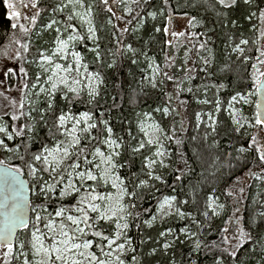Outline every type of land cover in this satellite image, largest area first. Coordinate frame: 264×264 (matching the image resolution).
Returning a JSON list of instances; mask_svg holds the SVG:
<instances>
[{
	"label": "snow or ice",
	"instance_id": "snow-or-ice-1",
	"mask_svg": "<svg viewBox=\"0 0 264 264\" xmlns=\"http://www.w3.org/2000/svg\"><path fill=\"white\" fill-rule=\"evenodd\" d=\"M20 2L30 10L29 15L21 17L15 6L5 0L6 6L11 9L8 19L16 21L11 23L10 27L13 30L18 29L19 34L14 32L9 43L4 45V57L8 59V47L16 45L11 60L13 65H18L19 80L16 91L20 96L17 101L6 95L11 89L0 91V97L7 101V107L10 109L0 113V156L4 157L0 158V264H127L125 257L129 252L133 253L131 264H142L128 236L130 223L140 219V213L135 211L138 207L136 201L144 198L145 189L155 188L153 182L166 183L164 176L156 172L157 167H171L170 163L165 162L170 160V154L161 136L164 140L174 141L177 146L182 145L183 140L177 137L175 130L169 134L159 123L153 121L146 125L141 121L140 132L143 137L133 145L131 140L136 138L131 132L128 133L130 140L125 141L124 137L114 132L103 111L96 115L101 107L99 100L102 86L105 84L104 75L100 71V68L105 66V54L112 57L106 64L108 69L116 66L117 57L125 58L131 53L128 58L131 64L136 65L140 62L137 57L143 56L146 68L141 69V72L145 73L142 83L152 89H158L165 80L175 84V92L163 93L167 97L166 104L153 109L154 112H161L164 117L170 113L179 115L181 109L187 110L188 101L181 98L185 92L194 95L203 91L207 97L209 90L225 87L222 80L237 75L238 79L246 81V89L243 93L237 91L232 95L227 102L228 107L224 110L228 111L233 130L239 135L246 126L256 128L258 133L264 132V43L249 49L251 55L247 54L243 47L249 44L247 39L242 38L239 43L230 45L231 53L237 54L233 63L243 65L246 73L244 77H239L228 60L221 61L219 67H216L213 49L208 47L211 37L203 41L196 40L185 50L184 59L178 69L183 73V78L178 79L170 71L175 69V56L166 53L165 62L161 66L154 57L134 48L131 43H125L124 34L130 32L127 25L136 17L124 21V17L117 15L112 7H105L104 11L111 13L117 21L125 23L124 27L118 28L111 18L108 19L107 24L113 31L110 44L105 47L101 44L99 34L102 29L97 28L93 22L94 6L86 0ZM119 2L125 4L126 13L133 11L128 7L127 0ZM242 2L250 7L254 0ZM101 3L107 6L109 0H101ZM131 3L146 8L151 4V0H131ZM239 3L240 0H214L213 6L230 10L238 7ZM168 4L169 0H163L164 7L159 10L161 15ZM46 12L50 13V18L46 23L39 25L35 34L42 37L46 32L51 36V40H44L43 44L37 47L36 54L29 59L26 54L35 46L32 42L33 32ZM257 12L259 22L264 26V8L258 7L256 11L249 12L246 19L256 17ZM156 15V12H147V16L153 19ZM217 16L223 17L221 26L227 27L226 11H217ZM168 17L171 18L170 11ZM21 18L26 23H19ZM195 21L196 17H191L188 20L189 27H195ZM231 24L235 25L236 21L232 20ZM253 29L259 31L260 37L264 38V27L256 29L253 25ZM137 30L134 28L131 32ZM160 31V27L155 28V32ZM163 32L165 35L169 34L167 25L164 26ZM171 36L195 38L196 34L173 31ZM165 43L169 48L174 47L172 40ZM251 43L256 45L257 41L253 40ZM205 51L208 54L202 55ZM193 52L202 61V67H198L197 60L190 55ZM86 53L91 54V63L86 62ZM230 58L229 56L228 59ZM26 64L35 66L34 77L25 67ZM5 68L4 80L17 75L14 67L6 65ZM92 68L95 70H91ZM213 68H216V71H212ZM200 73H204L205 78L212 82L195 88L182 86L185 82L191 84ZM4 80H0V85L4 84ZM174 98L176 107H171ZM131 99L132 102L136 101L135 96ZM250 100L251 116L245 115L243 111ZM196 102L214 103V111H221L222 101L219 96H216L214 101L205 98L197 99ZM235 104H240L241 107L237 109ZM77 105L86 110L75 111ZM205 115L209 121L207 127L210 129V132H205L203 136V141L207 143L209 136L217 134L218 121L212 113ZM143 116L151 120V113L145 112ZM195 117L198 131L203 122L201 112H196ZM180 123L183 131V118ZM196 139V136L191 137L192 141ZM218 144L219 142L213 139L209 147L216 148ZM126 148L130 158L123 160ZM145 148H154L155 151H152L151 155H143L142 150ZM235 151L238 153L235 160L245 163L246 154L254 151V166L264 172V140L258 139V135L251 136L247 147L241 146ZM177 155L183 163V168L178 165L176 171H191L192 168L184 154L178 152ZM194 155L197 160L203 161L204 158L199 152ZM137 156L142 157L140 173L121 175V170L131 167L133 159ZM232 160V153L228 152L222 162L221 157L216 155L212 163L219 162L217 172L222 169L230 171L235 167ZM247 174L264 181V175L257 174L252 168L248 169ZM175 179L180 181L182 176L176 175ZM238 185H241L238 191L243 193V181L238 178L225 194L233 197ZM218 199L214 194L207 196L204 210L200 213L204 217L203 222L193 218L191 212H185L179 207L171 211L177 201L176 196L158 199L157 214L162 213L165 207L169 209L163 212L162 221L173 215L180 220L189 219L190 224L196 226V231L189 225H184L175 232L172 228L160 231L155 240L152 237L141 239L142 245L153 240L158 246L152 247L147 255L155 256L159 247H162L166 254L176 243L190 241L193 251L218 250L219 255L216 256L214 264H223L225 258L239 264L238 253L251 242V253L259 252L260 264H264V201H256L259 207L253 209L250 217L245 220L240 215L241 209L238 206L243 197H235V211L228 221H225L228 226L217 230L218 240L209 242L205 229L211 232L210 221L219 218L227 207L224 203H218ZM150 216L151 219L143 221L148 228H152L157 219L156 214L150 213ZM106 225L113 226L111 231ZM139 226L137 224V227ZM169 236L173 239L168 240ZM161 240L164 241L162 244ZM170 264H175V261ZM191 264H195V261Z\"/></svg>",
	"mask_w": 264,
	"mask_h": 264
},
{
	"label": "trees",
	"instance_id": "trees-1",
	"mask_svg": "<svg viewBox=\"0 0 264 264\" xmlns=\"http://www.w3.org/2000/svg\"><path fill=\"white\" fill-rule=\"evenodd\" d=\"M87 2L93 4V22L94 25L102 29L99 33L101 36V44L105 47L109 46L111 40V34L113 29L107 24L108 19H112V23L116 24L117 27H124L125 23L123 21H117L111 13L104 11L105 7H112L113 11L124 17V21L132 19V23L127 25L130 32L124 34L125 43H131L132 46L138 50L146 52L149 57H154L156 62L163 66L164 57L166 53H170L172 56L176 57L175 69H170L173 75L178 79L183 78V73L179 72L178 69L180 64L184 59V53L186 48L191 47L192 43L196 40L203 41L208 37H211L208 43V47L213 49V53L216 57V67H219L221 61L228 60L232 64L235 73L239 77H244L246 75L244 71V66L238 63H233L236 61L237 54L231 53L230 45L239 43L240 39L249 40V44L245 47L246 53L251 55L249 49H253L258 46L253 45L251 41L257 39V31L253 29V25L256 29L261 26L257 16L253 17L251 20L246 19L249 12L256 11L257 8H264V0H254V3L249 7L243 4L242 0L238 7L230 10H221L218 6L214 7V0H169L167 8L164 10V14L161 15L160 9L164 7L163 0H151V4L144 7H137L135 4L131 3V0H127L128 7H131L133 11L129 14L125 11V4L120 3L119 0L113 2L109 0L107 6L101 3V0H86ZM55 2V0H53ZM153 11L157 15L155 19L147 16V12ZM171 12V17L173 15H183L191 17H196L195 27H189L190 33H195V38H189L188 41L180 43L174 42V47L169 48L165 41L166 36L163 32V28L166 25V20L169 19L168 12ZM217 11L224 12L228 17V26L222 27L221 21L223 17L217 16ZM139 13V15H137ZM8 11L5 4V0H0V47L8 44L10 37L17 30L11 29L10 25L14 21L8 19ZM50 18V13H45L39 20L37 29L34 30L32 35V42L34 47L31 49L30 53L26 54L29 59L36 54L37 47L43 44L44 40H51V36L48 33H43L42 37H38L35 32L39 29V25L47 22ZM141 19L143 22L141 23ZM235 20L236 24L232 25L231 21ZM160 27L161 31L159 33L155 32V28ZM138 29L136 32H131V29ZM201 33H206V35H200ZM228 37L232 39L229 40ZM191 40V42H190ZM83 50V49H81ZM205 51L202 55H207ZM131 53H128V57H131ZM193 59L197 60V66L202 67V61L196 56L195 52L190 53ZM229 56L231 57L230 59ZM117 57V64L113 69H108L106 67L107 62H110L112 57L105 54V66L100 68V71L104 75L105 84L102 86L101 97L99 103L101 107L97 110L96 115H99L100 111L105 113V119H108L114 132L118 136L124 137L125 141L130 140L128 135L129 132L132 133L136 139L131 140V143L135 145L142 137L139 130V123L142 120L143 113H151V118L159 123L165 130L171 134L172 130H175L177 137L183 140V144L177 146L174 141L170 142L164 140V146L167 148L170 154V160H166V163H170L171 167L168 169H160L157 167L156 172L164 176L166 183L161 184L160 182L155 183V188L145 189L143 192V199H137L136 203L138 205L135 211L140 213L139 220H133L130 223L128 229V236L132 240V247L135 248V254L139 259H141L142 264H170V262L175 261V264H191L195 261V264H214L216 256L219 255V251H209L208 249H203L200 251H193L192 243L186 241L183 244L176 243L175 246L165 252L162 247L158 248V252L155 256H148L147 253L152 247H158L153 240L158 237L160 231L167 228H172L178 231L180 227L184 225H189V227L196 231V226L190 224L189 219L180 220L177 216L163 220L161 222L155 223L152 228H148L143 221L145 219H151L150 213L155 214L156 204L158 199H162L164 196H176L177 201L175 202V208L179 207L185 212H191L192 217L198 221L203 222L204 217L200 213L204 210V203L209 194H214L217 196L218 203H224L227 207L226 210L222 211L219 218H213L210 222L212 224L211 232H208L207 228L205 233L207 235V240L211 242L212 240H218L217 230L228 226L225 221H228L229 217L234 213V198L243 197L242 202L238 205L241 209L240 215L247 220L252 214L253 209L259 207L256 201H264V181L257 180L255 176L248 173V169L252 168L254 172L259 175H264L259 168L254 166V156L255 152L252 151L247 153V162H237L235 157L238 153L235 151L236 148L241 146L247 147L248 141L251 137L244 130L238 135L234 132L232 122L224 110L227 108V102L237 91L242 93L246 89V81L243 79H238L237 75L229 76L227 79L222 80L225 87L223 89H211L208 91L207 97L204 96L203 91L199 93L187 94L186 92L181 96L182 99L188 101L187 110L181 109L179 115L176 113H170L168 117H164L161 112H154L153 109L157 107H163L167 102V97L164 96V91L172 94L176 91L175 84L171 81L165 80L163 85H160L158 89H152L149 85L142 83V76L145 73L141 72L142 68H146L144 63V57H137L140 61L138 64H131V60L128 58ZM86 62H92L91 54L86 53ZM27 70L31 75L35 74L36 68L34 65H25ZM91 70H95L92 68ZM250 71V66H248ZM212 71H216L213 68ZM215 79V77L213 78ZM211 80L205 78L204 73H200L195 81L191 84L185 82L182 86L187 88L189 86L195 88L198 85L204 83H211ZM163 89V91L161 90ZM136 97V101L132 102V97ZM216 96L222 101L221 111L216 113L214 111V103L211 104H200L197 103V99L207 98L210 101H214ZM171 107H176V100L173 99ZM75 111L86 110L83 106L77 105L74 109ZM201 112L202 114V125L199 130H196V117L195 113ZM140 114L139 116L137 114ZM206 113H212L215 119L218 121L217 124V134L209 136L207 143L203 141V136L205 132H210L207 127L209 121H207ZM247 115L251 116L252 111ZM184 120V130L181 131V119ZM8 119V117H5ZM43 135V132H41ZM192 136H196L195 141L191 140ZM213 139L219 142L218 147L211 148L209 145L212 144ZM11 143V142H10ZM231 145V147H229ZM38 147V145H36ZM155 151L154 148H145L142 150L143 155H151V152ZM178 152L184 154V158L189 161L192 168L191 171L185 170V172L176 171L179 165L183 168V163L180 161ZM199 152L203 156V161L197 160L194 153ZM231 152L233 157V167L230 171L228 169H222L217 172V164H213V157L219 155L221 157V162L224 160L225 155ZM0 158H4L0 156ZM128 150L126 148L125 154L122 157L123 160L129 159ZM141 156H137L133 159L131 167H125L121 170V175L129 176L131 173H140L141 170ZM243 174L247 175L248 181L245 185V191L243 193L237 192L233 197L227 196L225 193L230 189L233 182ZM176 175H181L182 179L177 181L175 179ZM175 188V191H173ZM159 189V191H157ZM215 189V192L213 190ZM181 201H187V204L180 203ZM147 209V211H145ZM137 224L140 226L137 227ZM111 231L112 225H106ZM148 237H152L153 240H149L147 244L142 245L140 243L141 239L147 240ZM183 238V237H182ZM168 240H172L173 237H167ZM164 241L161 240V244ZM252 248L251 242L245 245L238 253L239 264H260L261 254L259 252L251 253ZM133 253L129 252L125 259L127 264H131V256ZM223 264H238L237 261H233L229 258H225Z\"/></svg>",
	"mask_w": 264,
	"mask_h": 264
},
{
	"label": "rangeland",
	"instance_id": "rangeland-1",
	"mask_svg": "<svg viewBox=\"0 0 264 264\" xmlns=\"http://www.w3.org/2000/svg\"><path fill=\"white\" fill-rule=\"evenodd\" d=\"M8 2L12 3L15 6V9L21 13V17H23L24 15H29L30 14V10L28 8H25L23 6V4L20 2V0H8ZM23 2L24 3H28V0H23ZM87 3H89V2H87ZM7 11H8V14H9L11 9H9L7 7ZM32 11H34V10H32ZM189 19L190 18L188 16H183V15H173L171 18L167 19L166 20V25L168 26L169 34L165 35L166 36V41L167 40H172L173 43L174 42L183 43V42L188 41L189 38H186V37H172L171 36V32H173V31H175V32L185 31L186 33H190L189 32V25H188V20ZM14 22H16V21H14ZM19 23H26V22L21 18ZM261 27H264V26H262V25L259 26V28H261ZM15 33L18 35L19 34L18 30ZM257 39H258V42H257L258 46H259V44L264 43V38L260 37L259 31H257ZM15 51H16V45H11L10 47H8V49H7L8 59H5V57H4V46L0 47V80H4L3 70H6V68H5L6 65L14 67V71L17 73V75H13L11 77V79L4 80V84L0 85V91H5L6 89H11L10 91L6 92V95H8L10 99L11 98H15L18 101L19 100V96H20V93L16 91V86H17V83H18V80H19L18 65H13L12 60H11V57L14 56ZM227 107H228V105H227ZM234 107L239 109L241 107V105L240 104H235ZM251 108H252V104H251V100H250L249 104L245 105L244 108H243L244 114L247 115L248 113H250L251 112ZM4 111H10V109L7 107V101H5L3 99V97H0V113H2ZM226 112H227V115L229 117L228 111H226ZM141 121H144L145 124L147 125L148 123H151L154 120L152 118H151V120H148L145 117H143ZM207 121H208V118H207ZM139 130H140V123H139ZM245 131L249 134L250 137L252 135H258V139L264 140V132H259L258 133V130L256 128H251V127H247L246 126L245 127ZM149 132H150V134H152V130L149 129ZM141 134L143 135L142 132H141ZM161 140H163V143H164L163 136H161ZM238 178L243 181V185L242 186L245 187V185H246V183L248 181L247 175L243 174L242 176H240ZM237 179L235 181H237ZM239 186H241V185L237 186L236 193L239 192L238 191V187ZM234 193H235V190H234ZM167 211H169V209L167 207H165L163 209V212H167ZM171 211H175V203H174L173 208L171 209ZM163 212L159 213V214H157L155 212V214L157 216V219H156L155 223H158V222L162 221L161 220V216L163 215Z\"/></svg>",
	"mask_w": 264,
	"mask_h": 264
}]
</instances>
